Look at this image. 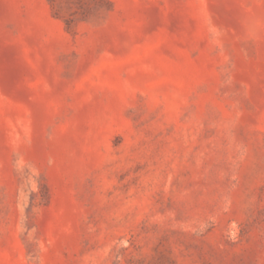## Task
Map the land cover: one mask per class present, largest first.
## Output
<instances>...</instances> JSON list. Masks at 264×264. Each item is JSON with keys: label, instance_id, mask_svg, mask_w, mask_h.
I'll use <instances>...</instances> for the list:
<instances>
[{"label": "rangeland", "instance_id": "374dc122", "mask_svg": "<svg viewBox=\"0 0 264 264\" xmlns=\"http://www.w3.org/2000/svg\"><path fill=\"white\" fill-rule=\"evenodd\" d=\"M0 264H264V0H0Z\"/></svg>", "mask_w": 264, "mask_h": 264}]
</instances>
